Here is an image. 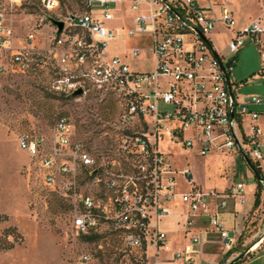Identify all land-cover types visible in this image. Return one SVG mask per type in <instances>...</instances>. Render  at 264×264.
<instances>
[{
  "label": "built area",
  "instance_id": "obj_1",
  "mask_svg": "<svg viewBox=\"0 0 264 264\" xmlns=\"http://www.w3.org/2000/svg\"><path fill=\"white\" fill-rule=\"evenodd\" d=\"M61 2L39 0L44 11L40 22L52 26L45 41L39 40L37 22L17 35L13 11L0 9V56L8 58L0 62V72L34 74L52 62L53 93L109 96L119 102V118L110 124V134L105 131L110 145L98 156L74 140V124L65 114L57 117L48 146L38 135L17 138L20 149L38 157L44 185L71 204L76 233L113 232L123 246L125 260L119 264H199L195 246L200 232L189 233L181 247L171 250L161 227L179 205L177 217H183L186 232L203 216L223 245L231 247L234 239L222 213L229 198L235 206L244 204V183L235 182L224 192L203 189L188 165L174 164L170 151L178 147L181 153L195 150L201 156L243 151L254 163L263 158L259 119L264 97L236 101L233 90L232 101L222 66L229 77L249 37L260 50L264 77V14L238 27L232 11L217 0H69L71 9L51 16ZM21 4L10 0L12 8ZM50 17L63 22L60 30ZM218 24L232 32L226 42L230 55L224 59L218 54L219 60L193 29L208 38ZM147 33L152 36V70H133L109 49L119 38ZM140 52L135 46L128 54ZM77 89L81 93L73 95ZM160 103L170 109H160ZM263 241L260 235L257 244ZM167 252L171 256L163 257ZM77 264L97 261L83 252Z\"/></svg>",
  "mask_w": 264,
  "mask_h": 264
},
{
  "label": "rangeland",
  "instance_id": "obj_2",
  "mask_svg": "<svg viewBox=\"0 0 264 264\" xmlns=\"http://www.w3.org/2000/svg\"><path fill=\"white\" fill-rule=\"evenodd\" d=\"M232 7L237 25L262 17L264 0H217ZM13 11V26L23 36L37 22L45 41L52 32L48 22H40L44 11L39 0H22L20 6L11 7L10 0H0V9ZM71 9L69 0H62L58 10L51 16ZM38 30V28H37ZM231 31L221 24L208 34L217 52L225 58L230 54L226 42ZM152 38L150 34H136L115 41L110 51L126 54L134 46L144 47L137 56L126 57L131 69L149 71L153 67ZM8 58L0 56V62ZM52 62L38 73L0 72V264H77L83 252L95 257L97 264H119L125 257L120 255L122 243L113 233L103 232L96 241H86L72 227V206L58 191L48 189L43 183V171L38 157H31L18 147L21 134L41 136L46 145L53 135L59 115L70 117L74 124V140H80L98 156L110 145V124L119 118L120 105L109 96L85 95L65 97L50 90ZM263 61L256 44L245 37L237 54L234 71L229 75L236 101L241 97L257 95L264 97ZM160 109H170L159 104ZM260 109L261 107L255 106ZM264 144V116L259 119ZM170 151L173 162L181 168L188 165L198 184L203 188H229L235 182L245 185V206L253 201L252 186L257 183L252 172L238 152L210 153L201 156L195 150ZM263 158L258 166L264 175V146L260 148ZM257 167V166H256ZM241 247L256 244L264 226V187L257 207L244 217ZM11 245V247H8ZM264 253V241L256 248ZM100 263V264H101Z\"/></svg>",
  "mask_w": 264,
  "mask_h": 264
},
{
  "label": "crops",
  "instance_id": "obj_3",
  "mask_svg": "<svg viewBox=\"0 0 264 264\" xmlns=\"http://www.w3.org/2000/svg\"><path fill=\"white\" fill-rule=\"evenodd\" d=\"M223 4L225 3L223 2ZM225 5L232 11V14H233L232 7L227 4ZM126 21L130 22L129 17ZM250 21H252V17H250L249 21L245 22L244 24H238L237 26L241 27L243 25H246ZM120 39H126V37L119 38L115 41H118ZM208 39L212 44L211 38L209 36H208ZM114 42H112L111 45ZM136 47L141 48V52L144 50V47H141V46H136ZM213 48L215 49L214 46ZM150 50H151V47H150ZM128 51L126 54H120V55L126 59L128 55ZM215 51L217 52L216 49ZM217 54L219 53L217 52ZM259 107H261L260 109L263 108L262 106H259ZM261 146H264V144H261ZM214 153H218V152H214ZM198 185L202 187L200 184ZM213 189H216V188H213ZM227 189L228 188L225 187V188L216 189V190L224 192ZM252 190L254 194L255 193V182L252 186ZM253 204H254V197H253L252 203L247 206H245V202L242 205L235 206L233 203V200L230 198L228 199L227 207L223 211L222 217L224 219V227L228 230L229 237H232L234 239V243L232 244L231 247H226L223 245L222 240L219 236V233L217 231H214L211 228V225L209 224V221L206 217H203V216L196 217L193 226L190 228V231L186 232L182 226L183 217H177V213H179L180 210H182V207L179 205L178 206L176 205L175 207H173L172 215H170L167 219L162 221L161 227L167 232L168 238L170 240L171 250H175L181 247L187 241L189 233H199L200 232V235H201L200 244L195 246L199 250L197 253L198 259L200 261L199 264H207L208 262H210L211 264H225L230 259H232L234 256L240 253L239 251H237V248L239 246L238 239L242 233V230L244 229V223H243L244 217L247 216L248 213L252 210ZM258 245L259 244L257 243L254 244L252 248L249 249V251L241 259H239L236 263H233V264H264V253L262 254L259 253V251L256 249ZM170 256H171V252L163 253V257L165 258H168ZM173 264H181V263L174 262Z\"/></svg>",
  "mask_w": 264,
  "mask_h": 264
},
{
  "label": "water",
  "instance_id": "obj_4",
  "mask_svg": "<svg viewBox=\"0 0 264 264\" xmlns=\"http://www.w3.org/2000/svg\"><path fill=\"white\" fill-rule=\"evenodd\" d=\"M165 1V0H164ZM171 10L176 13V15L178 17H180V15L171 8ZM181 18V17H180ZM50 22L57 26V28L60 30L63 26V22L61 20H57L54 18H49ZM199 35L200 37L206 42V44L208 45L210 51L212 52V54L214 55L215 58H217L219 60V55L217 54V52L215 51V49L213 48L211 42L209 41V39L203 34L201 33L200 30H198L197 28H193ZM222 70L224 72V77H225V83L226 86L228 88V92H229V96L231 98V100L233 101L234 99V94H233V89H232V85L231 82L229 80L228 74L225 72L223 66H222ZM81 93V89H77L73 92V95H79ZM233 116V112H231V117ZM241 157L243 158L245 164L247 165V167L249 168V170L252 172L253 176L263 185L264 187V175L259 171V169L256 167L255 163L248 157V155L246 153H244L243 151H240ZM261 236L264 237V226H263V230L261 233ZM248 252V248H246L244 251L240 252L239 254H237L236 256H234L232 259H230L228 262H226L225 264H233L236 261H238L239 259H241L246 253Z\"/></svg>",
  "mask_w": 264,
  "mask_h": 264
},
{
  "label": "trees",
  "instance_id": "obj_5",
  "mask_svg": "<svg viewBox=\"0 0 264 264\" xmlns=\"http://www.w3.org/2000/svg\"><path fill=\"white\" fill-rule=\"evenodd\" d=\"M112 99H114V98H112ZM255 165L257 166L259 171L262 173V170L260 169V166H258V163L255 162ZM254 179H255V181L257 183V188H256L255 193H254V204H253V207H257L260 204V201H261V190L263 189V185L255 177H254ZM110 233H113V232H110ZM81 237L83 239H85L86 241H96V240L100 239L101 237H103V234L102 233H92V234H88V235H81ZM238 242H239V246L237 248V251H239V252L244 251L249 246L248 245V246L241 247V243L243 242L242 233L239 236ZM8 247H11V245H8ZM120 255L124 256V253L121 251ZM101 262H103V261H101Z\"/></svg>",
  "mask_w": 264,
  "mask_h": 264
}]
</instances>
